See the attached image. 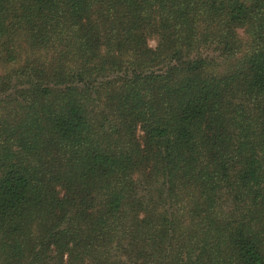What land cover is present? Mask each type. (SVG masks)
I'll return each instance as SVG.
<instances>
[{
	"label": "trees",
	"instance_id": "1",
	"mask_svg": "<svg viewBox=\"0 0 264 264\" xmlns=\"http://www.w3.org/2000/svg\"><path fill=\"white\" fill-rule=\"evenodd\" d=\"M0 264H264V0H0Z\"/></svg>",
	"mask_w": 264,
	"mask_h": 264
},
{
	"label": "rangeland",
	"instance_id": "2",
	"mask_svg": "<svg viewBox=\"0 0 264 264\" xmlns=\"http://www.w3.org/2000/svg\"><path fill=\"white\" fill-rule=\"evenodd\" d=\"M240 34L242 35V32H241ZM149 45H150L151 47H155V45H156V40H155L154 38H150V39H149Z\"/></svg>",
	"mask_w": 264,
	"mask_h": 264
}]
</instances>
